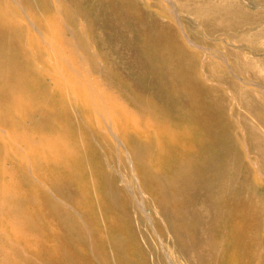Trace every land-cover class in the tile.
<instances>
[{"label": "bare ground", "instance_id": "bare-ground-1", "mask_svg": "<svg viewBox=\"0 0 264 264\" xmlns=\"http://www.w3.org/2000/svg\"><path fill=\"white\" fill-rule=\"evenodd\" d=\"M38 1L37 10L35 0H0V264H177L155 228L163 256L148 235H138L131 209L137 204L143 220L152 218L127 179L115 178L116 165L102 158L101 148L114 147L121 161L118 130L145 161L139 168L144 184L186 262L264 264V193L252 186L245 194L238 171L229 170L234 122L212 83L224 76L208 63L209 55L220 58L242 84L262 86L264 47L254 40L264 37V0L195 2L209 15L200 21L208 44L190 37L172 1L176 22L162 24L166 29L123 16L125 7L114 6L118 0L105 4L115 13L116 31L121 22L130 34L121 33L131 60L146 67L138 77L164 80L167 94L187 101L174 113L145 98L138 80L129 81L116 63L102 64L77 15L58 2ZM133 27L145 30L133 34ZM218 39L233 48L212 51ZM75 44L112 91L107 99L82 80L68 79L65 53ZM234 89L247 95L242 85ZM250 134L262 140L256 150L264 153L262 134L253 128ZM202 211L209 213L203 231L196 222Z\"/></svg>", "mask_w": 264, "mask_h": 264}, {"label": "rangeland", "instance_id": "rangeland-1", "mask_svg": "<svg viewBox=\"0 0 264 264\" xmlns=\"http://www.w3.org/2000/svg\"><path fill=\"white\" fill-rule=\"evenodd\" d=\"M48 1L54 5L55 2H58L60 5L63 4L68 10H70L71 13H73L75 16L77 15V18H79L84 25H82L83 30L87 32L92 38L94 50L97 51L98 54H101L100 60L102 64L110 65L116 63L117 67H119L118 70H120L129 81L134 82L138 80L136 83L137 88L136 86L135 88L138 91L145 93V98L154 99L160 106L163 107L167 105L171 113L175 112L178 105L187 104V101L183 97H173L166 93L164 88V80L163 83L156 80L153 76L146 74H142V78L138 77V74L144 71L146 67L142 66L139 61L131 60L130 52L124 45L128 40H126L125 36L121 34L122 31H124L126 34H128V32L121 22L117 23V27L119 26V29L116 31L113 25L115 24V13H113V11L108 8V6H105L109 0ZM170 1L175 3L178 12L177 15L183 22L185 28L188 30L190 37L194 38V40L201 38L204 44H208L209 39L203 33L204 26L200 23V21L202 19L208 18L209 15L204 9L197 11L194 7L195 2L203 0H118L114 6H121L120 9H122V5L125 7V9L121 11L123 16L133 17L135 15L137 21L140 22H153L155 20L161 24V28L166 29L162 24H165V26H168L169 28V26L176 22L173 13L174 8H172ZM21 2L23 3L24 0H21ZM39 3L42 2L35 0L34 4L37 6V10L38 6L41 7ZM126 3H129L130 6H125L124 4ZM180 3H183L185 6H187L188 11L183 10L180 6ZM104 6L108 8V12ZM113 9L115 10V8ZM139 12H141V14ZM29 13L33 14V12ZM191 23L194 24L192 25ZM142 30L145 29L133 27L132 32L134 34L135 32ZM254 42H257L261 47H264V37L255 39ZM210 44L213 47L212 51L214 52H227L230 47L233 48V46L220 39L215 40ZM243 49L244 48H242V50ZM102 53L104 55H102ZM65 56L67 59L66 69L68 71V79L74 77L76 79L82 80L84 85H87V87L100 94L105 99L108 98L109 94L113 95L112 91L105 88L107 86L102 79V76L97 74L98 69H96L94 64L89 61L84 54H82L76 44L71 50L65 53ZM208 63L212 65L213 71H215V73L224 76L223 80H215L212 83L222 90L226 99V113L234 122V137L228 142V146H231V155L234 158L230 164L229 170L238 171L242 185L244 184L246 186L244 188L245 194H249L247 189L251 188L252 186L261 187L262 192L264 193V153L256 150V145H262L263 143L262 140L258 142V137L256 138V141H252L250 134V128H253L256 130L258 135L260 133L262 134L260 135L261 138H264V124L262 122L264 118V105L255 102L257 99L264 101V82L262 83V86L260 84H250L246 86L242 84L240 80L234 78V76L230 74L228 65L223 60L221 61L220 58L209 55ZM258 69L264 74L263 64H259ZM243 77L247 79H256L254 76H249L248 74H245ZM235 85H242L243 89L247 91V95L242 96L237 93L234 89ZM116 92L119 93V90ZM247 99H250V101H246ZM97 118L101 119L99 114L97 115ZM118 132L120 134L119 137L124 141V145L120 147L121 161L118 162V159L120 158L117 150L114 149V147L108 150L106 145H104L106 148L100 149V151L103 153L102 158L104 161L109 159L110 162L116 165V167L113 168V172L116 176L115 178H119V176H121L122 178H125V180L127 179L126 181H128V183H130L132 186L136 198L143 200L146 215H148L149 218H152H150L152 223L145 219L143 220V213L136 204L135 209H131L130 212L132 214V224H134L137 228L138 235H140V232L148 235V237L151 239L152 246L163 256L164 249H162L158 243L160 240H158V236H156L157 234L154 231L155 228V230L163 237L165 249H173L175 251V255L177 256L178 260L177 264H189L185 260V255L178 251L179 249H177V246L180 241L174 237L171 232L172 230L170 231L166 227L167 225L165 224L163 218L164 216L154 194L148 190L144 184L139 168L144 166L143 164H145V161L142 162L140 159L137 160L132 152V147L130 144L125 142V139L121 135V131L118 130ZM125 149L128 150V153ZM116 184H119L121 188L125 189V185L122 182H119L118 179L116 180ZM112 190H114V188L111 186L110 191ZM182 192H185V195H187L185 190L181 191L180 193ZM124 194V190L119 193V198L122 200V202L125 200V197H123ZM127 194L129 195L130 193L127 192ZM132 198L136 199L133 194ZM207 205L208 207H210V205L211 207H215L211 203H208ZM118 212L123 213V210L118 209ZM208 221L209 213L206 211H202V214H198L196 218L197 226L198 228L200 227L201 231L207 228ZM202 239L203 238H198V243H201L204 247L205 240ZM214 240L208 238L206 241L208 243L211 241V244ZM208 250L206 252H208ZM107 252L110 254V250Z\"/></svg>", "mask_w": 264, "mask_h": 264}]
</instances>
